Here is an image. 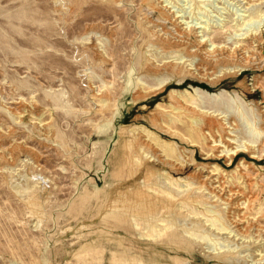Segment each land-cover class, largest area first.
Instances as JSON below:
<instances>
[{"label":"rangeland","instance_id":"obj_1","mask_svg":"<svg viewBox=\"0 0 264 264\" xmlns=\"http://www.w3.org/2000/svg\"><path fill=\"white\" fill-rule=\"evenodd\" d=\"M158 6L249 50L199 70L150 44ZM263 14L264 0H0V264H226L237 243L190 198L216 166L264 229ZM147 58L176 65L149 75Z\"/></svg>","mask_w":264,"mask_h":264},{"label":"bare ground","instance_id":"obj_2","mask_svg":"<svg viewBox=\"0 0 264 264\" xmlns=\"http://www.w3.org/2000/svg\"><path fill=\"white\" fill-rule=\"evenodd\" d=\"M157 9L160 13L162 12L166 16H159L157 20L149 21L150 25L152 24L153 26H155V28H158V31H154L151 29L147 30L151 41L150 44L154 45L159 49H162L164 52L167 53L179 52L187 57H198L199 70L204 71L203 68H214L220 62H232L234 61V52L243 51L242 53H245L249 50H247V48H243V46L245 45H238L235 46L233 49H230L225 45H208V39L206 38L209 37H205L204 32L202 33L204 34L202 37L198 36L199 32H197V30L200 27H184V23H182V20L178 21L180 16H174V14L170 15L168 10H166V8H164L163 6H158ZM245 9L249 8L245 7ZM242 35L244 36V34ZM246 44H249L253 48H256L258 47V45H260V38L255 33L249 34L248 37H246ZM101 58L107 61L105 59L106 57L102 54V52ZM194 59L195 58H193V60ZM174 65L176 64L163 63L160 65H156L153 61L147 58L144 60L143 69L145 70L146 74L152 75L158 74L163 71L167 72V70L171 71L174 68ZM204 77L205 75L199 76V78ZM263 114L264 110L259 112V115L263 116ZM229 126L230 128H234L232 127V124H230ZM206 130L212 133L213 135V129L209 127V125H206ZM260 131L261 134H263L264 136V128H262ZM144 134L145 129L142 128H137V130L133 132L134 139H137L136 152H139L140 150H144L147 153L149 152L150 146L148 142L145 141ZM188 142L191 146H197L196 142L194 141ZM259 143L264 144V137L263 140L261 139ZM234 156H237V154ZM256 158L259 159L260 156H257ZM232 160V157H230L228 159V163H230ZM216 169L217 170L214 171L218 172L219 175H213V172H210V176L203 177L201 175V173L203 172H198L197 177L193 179L194 184L198 188L203 189L206 194L199 195V193L193 191L190 195V198H196V200H199V202H202L205 199L206 201L204 203L214 208L216 214V218L214 220H211L210 226L215 227L219 232H221V235H226L225 239H229L231 240V242L237 243L236 248L227 251L225 254H222L223 257L229 254V256L224 259V263L264 264V229L260 225V222H258V220H255V217L253 216L254 214L248 212L247 191H242L240 189L241 187H239V184L233 178L230 181H228L227 178L224 179L220 167L216 166ZM145 183L146 182H144V193L147 194L146 190L156 184L150 182H147L146 184ZM247 186L248 185H246V187ZM157 189L159 190V192L162 193L167 192V194L169 195L173 194V192L169 189ZM205 196H207V198H205ZM127 209L130 210L129 216L131 221L135 222L134 226H139L141 223H145L143 222L142 209L139 210V208H137L136 206H130ZM263 213L264 209L262 208H259L255 212V214L259 215L258 217L262 216ZM144 220L148 221L147 219ZM231 255H235V258L230 257ZM206 256H208V254H206ZM237 259L241 260V262H237Z\"/></svg>","mask_w":264,"mask_h":264}]
</instances>
